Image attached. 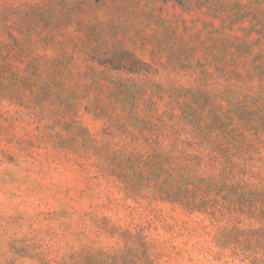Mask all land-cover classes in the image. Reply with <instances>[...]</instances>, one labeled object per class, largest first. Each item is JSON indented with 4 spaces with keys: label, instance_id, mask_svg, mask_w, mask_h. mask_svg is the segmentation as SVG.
<instances>
[{
    "label": "rangeland",
    "instance_id": "374dc122",
    "mask_svg": "<svg viewBox=\"0 0 264 264\" xmlns=\"http://www.w3.org/2000/svg\"><path fill=\"white\" fill-rule=\"evenodd\" d=\"M0 264H264V0H0Z\"/></svg>",
    "mask_w": 264,
    "mask_h": 264
},
{
    "label": "trees",
    "instance_id": "16d2710c",
    "mask_svg": "<svg viewBox=\"0 0 264 264\" xmlns=\"http://www.w3.org/2000/svg\"><path fill=\"white\" fill-rule=\"evenodd\" d=\"M163 124H165V123H163ZM161 169H162V166H159L158 171L161 170ZM181 169H182V167H179L178 170H181ZM151 174H154V173L151 172ZM186 179H187V177H186ZM186 179H184V181H186ZM163 193H166V192H163ZM177 195H178L177 191L174 190V192H171V194H166V197H168L171 200H175V201H180L181 202L182 201L181 197H178Z\"/></svg>",
    "mask_w": 264,
    "mask_h": 264
}]
</instances>
